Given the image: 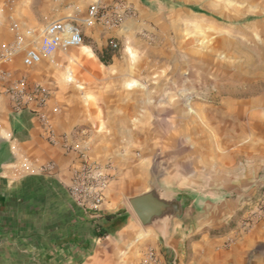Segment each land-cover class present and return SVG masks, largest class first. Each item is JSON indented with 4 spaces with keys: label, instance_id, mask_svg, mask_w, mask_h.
Here are the masks:
<instances>
[{
    "label": "crops",
    "instance_id": "0c3cea01",
    "mask_svg": "<svg viewBox=\"0 0 264 264\" xmlns=\"http://www.w3.org/2000/svg\"><path fill=\"white\" fill-rule=\"evenodd\" d=\"M63 2L0 0V41L9 39L8 14L37 30L35 15L40 20V15L53 14ZM102 2L107 14H123L121 26L83 27L79 47L43 56L33 68L24 67L20 56L5 67L8 85L25 78L48 88L50 95L43 109L15 111L8 95L0 100V264H141L148 250L159 259L170 253L176 264H264V218L225 249L231 234L212 236L207 230L217 229L211 209L204 215L205 208L185 204L175 224L179 238L174 230L166 243L143 230L132 214L126 198L143 192L133 193L148 175L134 151L143 128L153 124L151 111L159 110L154 100L162 95L164 82L158 68L173 43L164 34L191 20L197 8L187 0ZM87 12L84 8L79 17ZM63 135L89 161L113 166L116 177L95 216L68 193L80 163L77 152L64 148ZM205 204L213 206L208 200ZM108 216L116 217L109 221ZM99 228L109 233L98 237Z\"/></svg>",
    "mask_w": 264,
    "mask_h": 264
},
{
    "label": "rangeland",
    "instance_id": "374dc122",
    "mask_svg": "<svg viewBox=\"0 0 264 264\" xmlns=\"http://www.w3.org/2000/svg\"><path fill=\"white\" fill-rule=\"evenodd\" d=\"M63 1L53 14L35 15V26L80 18L93 2ZM187 2L197 14L164 34L173 43L158 68L164 82L154 100L159 110L151 111L153 124L143 128L134 151L148 175L133 193L157 179L186 205L205 208L202 214L211 209L217 229L207 230L231 234L223 243L228 249L264 218V0ZM207 200L214 207L207 209ZM166 255L164 264L175 260Z\"/></svg>",
    "mask_w": 264,
    "mask_h": 264
},
{
    "label": "built area",
    "instance_id": "2783aa9c",
    "mask_svg": "<svg viewBox=\"0 0 264 264\" xmlns=\"http://www.w3.org/2000/svg\"><path fill=\"white\" fill-rule=\"evenodd\" d=\"M122 23L123 14H107L102 0H95L84 18L66 17L53 20L37 30L24 20L8 14L5 28L9 39L0 41V100L2 95H8L15 111L30 106L43 109L50 95L48 88L40 84H29L25 78L8 85L9 74L5 67L20 56L24 67L33 68L42 63L43 56L79 47L83 41L81 33L83 27L92 28L101 25L105 28H116ZM110 48L117 50V44L111 42ZM65 79L71 81L69 75ZM40 119L46 125L44 114L40 115ZM46 133L52 143L54 141L52 131L47 128ZM80 133L83 134V131ZM61 139L65 149L77 152L80 163L79 168L73 171L68 193L78 207L95 216L103 203L104 192L114 178L113 166L111 162L99 164L89 161L83 152L67 144L65 135L61 136ZM262 208L264 210V203ZM262 208L260 207V210ZM252 224L253 220H250L245 223V227H251ZM141 264H164V262L152 250H148ZM168 264L176 263L173 260Z\"/></svg>",
    "mask_w": 264,
    "mask_h": 264
},
{
    "label": "water",
    "instance_id": "95a60500",
    "mask_svg": "<svg viewBox=\"0 0 264 264\" xmlns=\"http://www.w3.org/2000/svg\"><path fill=\"white\" fill-rule=\"evenodd\" d=\"M126 202L141 228L152 231L164 242L170 239L185 208V198L157 179L143 192L126 198Z\"/></svg>",
    "mask_w": 264,
    "mask_h": 264
},
{
    "label": "trees",
    "instance_id": "16d2710c",
    "mask_svg": "<svg viewBox=\"0 0 264 264\" xmlns=\"http://www.w3.org/2000/svg\"><path fill=\"white\" fill-rule=\"evenodd\" d=\"M106 55H109V54H107V53H105ZM101 61L103 62V63H105L106 61H105V59L104 58H101ZM114 217H116V216H108L107 217V220H111L112 218H114ZM121 223L122 222H118V226H117V228H119V227H121ZM109 233V231L108 230H106V229H103V228H99L98 229V232H97V236L98 237H104V236H106L107 234Z\"/></svg>",
    "mask_w": 264,
    "mask_h": 264
}]
</instances>
